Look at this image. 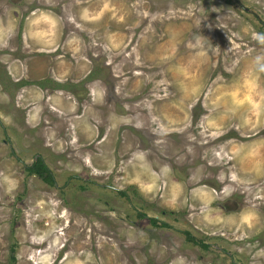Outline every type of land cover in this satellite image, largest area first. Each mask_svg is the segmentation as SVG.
<instances>
[{"label": "rangeland", "instance_id": "1", "mask_svg": "<svg viewBox=\"0 0 264 264\" xmlns=\"http://www.w3.org/2000/svg\"><path fill=\"white\" fill-rule=\"evenodd\" d=\"M0 75V264H264V0H0Z\"/></svg>", "mask_w": 264, "mask_h": 264}, {"label": "trees", "instance_id": "2", "mask_svg": "<svg viewBox=\"0 0 264 264\" xmlns=\"http://www.w3.org/2000/svg\"><path fill=\"white\" fill-rule=\"evenodd\" d=\"M1 77V75H0ZM4 81V80H3ZM3 81L0 78V82L3 83ZM41 83H35V85L40 86L41 88L44 87V84H53L51 86V88L53 89H61L62 87H65L63 85H61V83L58 82H54L52 80H44L43 82L40 81ZM18 87H22L23 85H31V83L27 82V81H19L18 83H16ZM74 87V85H73ZM28 172L31 174H36L37 176H39L43 181H45L46 183L53 185L55 183V179L54 176L52 174V172L50 171L49 167L47 166V164L45 163V161L43 160V158L38 157L37 160L27 168ZM122 194H124L122 192ZM142 216V215H141ZM144 217V216H143ZM156 220L151 221L152 224H155ZM188 235V234H187ZM188 237H190L188 235ZM193 242H196L193 238H192ZM13 252L15 251L14 248H12ZM13 263L11 262V264H14L15 262V257H13V255L11 256Z\"/></svg>", "mask_w": 264, "mask_h": 264}]
</instances>
